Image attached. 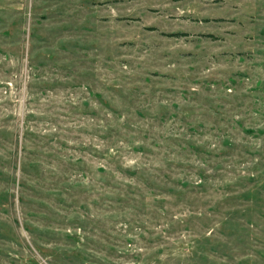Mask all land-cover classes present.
Returning a JSON list of instances; mask_svg holds the SVG:
<instances>
[{
	"label": "rangeland",
	"instance_id": "374dc122",
	"mask_svg": "<svg viewBox=\"0 0 264 264\" xmlns=\"http://www.w3.org/2000/svg\"><path fill=\"white\" fill-rule=\"evenodd\" d=\"M0 264H264V0H0Z\"/></svg>",
	"mask_w": 264,
	"mask_h": 264
}]
</instances>
